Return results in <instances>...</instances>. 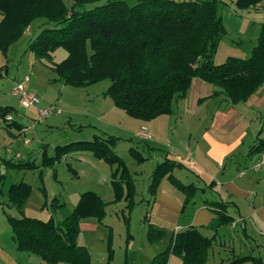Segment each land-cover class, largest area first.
Returning a JSON list of instances; mask_svg holds the SVG:
<instances>
[{"label": "trees", "instance_id": "trees-1", "mask_svg": "<svg viewBox=\"0 0 264 264\" xmlns=\"http://www.w3.org/2000/svg\"><path fill=\"white\" fill-rule=\"evenodd\" d=\"M99 0H0V51L8 48L37 19L47 25L28 45L36 59L52 62L57 48L66 51L51 69L54 80L74 87L88 86L103 80L109 82L103 94L127 115L143 121L170 114L174 102L185 96L192 80L198 78L218 88L213 96L223 94L231 104L246 101L264 84V23L256 44L246 58L227 57L216 63L214 56L220 40L226 34L218 14L219 0H103L91 8L84 4ZM264 0H235L240 12ZM69 3V6L66 5ZM81 8V10H80ZM13 108L0 105V120L6 128L21 124L12 118ZM11 119L7 120L6 115ZM8 121V122H7ZM264 121V119H263ZM21 133V132H20ZM22 134V133H21ZM116 138L75 141L55 146L54 154L44 158L50 165L72 151H89L107 164H116L112 172L114 200H125L133 207L135 186L130 172L111 148ZM264 148L262 140L251 152ZM129 153L141 163L145 157L135 148ZM43 151V156L45 155ZM29 169L35 164L23 163ZM181 164L165 159L151 173L148 191L154 195L160 180L166 177L183 195L182 208L192 202L198 188L184 184L171 171ZM31 192L29 184L17 182L5 192L10 206L22 212ZM215 212L207 225L213 231L232 223L227 214V202L205 201ZM103 200L93 191L82 192L71 212L60 222L52 217L42 220L21 215L7 216L17 250L36 255L48 264H90L88 249L78 244L80 220L94 217L99 222L105 215ZM163 230L150 228L149 243L157 242ZM213 237L190 226L173 234L167 247L155 254L149 264H167L171 255L181 264H205ZM107 259L112 257L110 239ZM264 264L261 257L235 256L229 264Z\"/></svg>", "mask_w": 264, "mask_h": 264}, {"label": "rangeland", "instance_id": "rangeland-1", "mask_svg": "<svg viewBox=\"0 0 264 264\" xmlns=\"http://www.w3.org/2000/svg\"><path fill=\"white\" fill-rule=\"evenodd\" d=\"M127 1L131 4L135 0ZM221 1H219L218 13L223 21L228 23L234 15L231 9H235V0ZM102 2L103 0L86 3L83 7L91 8ZM66 5L69 6V3ZM44 21V19L35 20L31 24L30 33L21 35L12 44L6 56L0 51V67L5 70L2 72L6 73L0 76V105L11 106L13 120L25 123L29 128L22 134H18L15 127L6 128L0 120V238L9 237L11 234L7 223L8 215L16 217L24 215L43 219L48 213L46 220L52 217L60 222L71 212L82 192L93 191L102 194L104 198L105 215L100 225H106L107 229L112 226L108 238H104L106 243L110 239L112 255L113 248L117 250L118 244L121 246V251L126 250L131 237H134L133 240L139 247L142 242H148L147 232L150 228L161 229L146 221L150 215L148 212L145 213L143 201L130 208L125 200H120L121 202L114 200L111 174L116 169V164H107L89 151H72L50 165L43 164L44 158L53 156L55 146L91 140L94 136L102 139L112 136L116 140L111 148L123 161L134 179L136 194L133 200L136 203L141 196L146 195L148 183L146 173L152 169L148 164L145 165L147 160L143 164L137 163L129 153V149L135 148L143 157L148 158L149 162H154L152 155L157 157L159 153L156 152L157 149L152 148L154 147L153 141L147 140L150 136L147 139L139 138L137 131L141 125L138 119L127 115L114 105L111 98L103 94L109 85L107 80L83 87H74L54 80L56 75L51 69L52 63L61 61L66 56V51L57 48L52 53L51 62L36 59L28 50L29 43L34 40L42 28L47 26H41ZM230 26L233 27L231 22L228 23L231 29ZM234 29L236 30V25ZM257 29L260 31V27L251 25L249 31L244 34L242 30L233 40L245 45L255 44L259 34L257 31L255 39L254 32ZM226 37L228 34L223 39ZM25 76L29 77L28 90L39 99L36 106L27 108L22 107L18 102V97L12 94L14 82L22 80ZM49 105H54L60 111L37 122L38 108ZM262 108L264 119V104ZM25 139L28 142L26 145L24 144ZM159 148L162 147L159 146ZM43 151L46 153L44 156ZM32 162L35 164L32 169L23 165V163ZM142 167H146L144 173H140ZM21 181L31 187L22 212L10 206L5 196V192L12 184ZM215 236V241L211 245L212 249L210 248L208 253V264H229V260L235 256L258 257V252L255 251L256 244L260 245L258 248L263 254L260 253V256L262 255L261 260L264 262V236L256 233L252 235V232L244 230L240 224L234 228L227 225L221 226L216 230ZM209 237L212 236L209 235ZM112 240H115L114 245ZM153 243L148 242V245H153ZM252 248L256 249L252 251ZM107 255L105 249L106 258ZM242 264L253 263L248 260Z\"/></svg>", "mask_w": 264, "mask_h": 264}, {"label": "crops", "instance_id": "crops-1", "mask_svg": "<svg viewBox=\"0 0 264 264\" xmlns=\"http://www.w3.org/2000/svg\"><path fill=\"white\" fill-rule=\"evenodd\" d=\"M231 12L234 13L232 20L228 22L233 24L231 29L219 15L226 30L225 36L228 34V37L220 40L218 44L214 56L216 63L223 62L229 56L246 58L250 55L256 41L255 44L245 45L233 39L242 30L244 34L249 31L251 25L259 28L264 23V1L240 12L235 9H231ZM30 30L31 25L24 33L29 34ZM257 31L259 30L254 32V38ZM2 71L5 70L0 67V76L6 75ZM215 90L218 91V88L194 78L185 96L174 102L170 114H163L149 121L137 120L140 128L144 127L149 134L150 138L147 140L153 141L152 148L159 150H156L159 153L157 157L152 155L154 162H149L145 157V165L148 164L152 170L146 173V195L141 196L136 205L143 201L144 211L150 215L146 221L163 230L164 236L153 245L142 242L139 247L135 244L134 237H131L126 250L121 251L118 244V249L113 248V255L107 260V243L104 238L112 231V226L107 229L106 225H100L101 222L94 217L83 218L79 223L77 241L88 249L90 264H149L155 254L167 247L174 233L190 226L198 228L207 237L211 235L214 243L216 231L209 229L207 225L215 218V212L205 201L228 203L226 212L234 218L228 227L234 228L240 224V227L252 232V235L256 233L264 236V165L258 170L252 169L259 151H250L258 140L264 143V84L246 101L237 104L229 103L223 94L212 97ZM19 124L21 129L17 130L18 134L27 131L25 123ZM27 143L24 141L25 145ZM165 159L181 164L173 168V177L198 188L192 202L184 208L183 195L166 177L160 180L154 195L148 191L153 169ZM145 168L142 167L140 173H144ZM96 194L104 199L102 194ZM47 217L48 213L45 214V218ZM45 218L42 220H46ZM54 221L59 222L55 219ZM114 242L115 240H112L113 245ZM256 245L257 249L252 248V251L256 249V254L262 258L263 254L258 248L260 245ZM207 260L209 261V257ZM0 264L48 263L34 254L17 250L11 233L9 237L0 238ZM167 264H181V260L171 255Z\"/></svg>", "mask_w": 264, "mask_h": 264}, {"label": "built area", "instance_id": "built-area-1", "mask_svg": "<svg viewBox=\"0 0 264 264\" xmlns=\"http://www.w3.org/2000/svg\"><path fill=\"white\" fill-rule=\"evenodd\" d=\"M28 81H29L28 76H25L22 80L15 82L12 88V94L18 97L19 104L25 108L30 107V106H36L39 103L38 97L34 93L28 90ZM37 112H38V118L36 119V121L41 122L47 116L53 113H58L59 109H57L54 105H49L47 107L38 108ZM5 118L7 120H10L11 115L8 114L6 115ZM28 129L29 128H26L25 130H28ZM137 134L139 138L141 139L149 138V134L146 132V129L144 127H141L137 131ZM24 141L25 143H27L26 139ZM262 165H264V148L261 151H259L258 158L254 162L252 169L258 170L260 169Z\"/></svg>", "mask_w": 264, "mask_h": 264}]
</instances>
